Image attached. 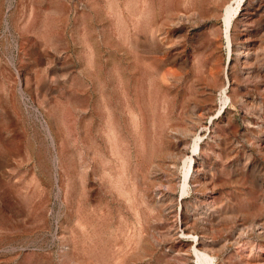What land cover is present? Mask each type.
Here are the masks:
<instances>
[{
  "label": "rangeland",
  "instance_id": "374dc122",
  "mask_svg": "<svg viewBox=\"0 0 264 264\" xmlns=\"http://www.w3.org/2000/svg\"><path fill=\"white\" fill-rule=\"evenodd\" d=\"M263 45L264 0H0V264L263 263Z\"/></svg>",
  "mask_w": 264,
  "mask_h": 264
},
{
  "label": "bare ground",
  "instance_id": "6f19581e",
  "mask_svg": "<svg viewBox=\"0 0 264 264\" xmlns=\"http://www.w3.org/2000/svg\"><path fill=\"white\" fill-rule=\"evenodd\" d=\"M262 10H263V9H262ZM260 12H261V11H260ZM258 13H259V12H258ZM260 14H261V13H260ZM249 17H250V16H249ZM252 17H253V16H252ZM262 17H263V16H262ZM256 18H257V17H256ZM249 20H250V19H249ZM241 22H242V21H241ZM251 22H252V21H251ZM243 23H244V22H243ZM246 23H247V22H246ZM250 24H251V23H250ZM258 29H259V28H258ZM250 30H251V29H250ZM255 33H256V32H255ZM243 34H244V33H243ZM255 36H257V34H256ZM238 39H239V38H238ZM240 40H241V39H240ZM262 41H263V40H262ZM252 42H253V41H252ZM254 42H255V41H254ZM256 44H257V43H256ZM263 46H264V45H263ZM244 48H245V47H244ZM248 48H249V47H248ZM254 48H255V47H254ZM249 49H250V48H249ZM251 49H252V48H251ZM262 50H263V49H262ZM262 52H263V51H262ZM248 56H249V55H248ZM255 56H256V54H255ZM257 57H258V56H257ZM254 58H255V57H254ZM256 59H257V58H256ZM242 60H244V59H242ZM254 60H255V59H254ZM246 61H247V60L245 59V61H244L243 63H245ZM257 61H258V60H257ZM247 62L249 63V61H247ZM250 62H251V61H250ZM241 65H242V64H241ZM238 67H239V66H238ZM255 68H256V67H255ZM238 69H239V68H238ZM250 69H251V68H250ZM253 69H254V68H253ZM235 71H237V70H235ZM245 72H246V71H245ZM249 74H250V73H249ZM254 74H255V73H254ZM254 74H253V75H254ZM256 75H257V73H256ZM262 76H263V74H262ZM248 77H249V76H248ZM250 77H251V76H250ZM235 78H236V77H235ZM244 78H245V77H244ZM247 79H248V78H247ZM252 79H255V78H252ZM242 80H243V79H242ZM246 81H247V80H246ZM249 82H250V81H249ZM238 89H239V88H238ZM243 92H244V91H243ZM231 93H232V92H231ZM241 95H242V94H241ZM235 97H236V96H235ZM242 100H243V99H242ZM247 100H248V99H247ZM249 102H250V101H249ZM241 103H243V102L241 101ZM241 103H240V104H241ZM254 103H255V102H254ZM254 103H252V104H254ZM261 103H262V102H261ZM237 104H238V103H237ZM250 104H251V103H250ZM250 104H249V105H250ZM252 104H251V105H252ZM255 104H256V103H255ZM243 105H244V104H243ZM251 105H250V106H251ZM240 106H241V105H240ZM253 106H254V105H253ZM260 106H261V105H260ZM246 107H247V105H246ZM242 108H243V107H242ZM262 108H263V107H262ZM243 109H244V108H243ZM250 109H251V108H250ZM244 110H246V109H244ZM252 110H253V108H252ZM255 110H256V109H255ZM258 110H261V109L258 108ZM253 113H254V112H253ZM259 114H260V113H259ZM254 116H255V115H254ZM256 116H257V115H256ZM260 117H261V116H260ZM227 119H228V118H227ZM244 119H245V118H244ZM258 119H259V118H258ZM246 120H247V119H246ZM228 122H229V121H228ZM230 122H231V121H230ZM247 122H249V121H247ZM247 122H246V123H247ZM227 124H228V123H227ZM256 124H257V123H256ZM256 124H255V125H256ZM260 124H262V123H260ZM196 125H197V124H196ZM253 125H254V124H253ZM227 127H228V126H227ZM258 128H259V127H258ZM226 129H227V128H226ZM248 129H249V128H248ZM260 129H261V128H260ZM231 130H232V129H231ZM246 130H247V129H246ZM262 130H263V129H262ZM230 132H231V131H230ZM214 133H215V132H214ZM260 133H261V132H260ZM229 135H230V133H229ZM234 136H235V135H234ZM260 138H261V137H260ZM230 139H231V138H230ZM232 139H233V138H232ZM257 139H258V138H257ZM234 141H235V140H234ZM259 141H260V140H259ZM259 143H260V142H259ZM259 143H258L257 145H259ZM263 144H264V143H263ZM238 145H239V144H238ZM229 147H230V146H229ZM232 147H233V146H232ZM227 149H228V148H227ZM261 149H263V148H261ZM203 163H204V162H203ZM247 163H248V162H247ZM200 165H201V164H200ZM198 166H199V165H198ZM244 166H245V165H244ZM197 171H198V170H197ZM203 171H204V169H203ZM254 171H255V170H254ZM205 174H206V173H205ZM248 174H249V173H248ZM200 176H201V175H200ZM200 179H201V178H200ZM254 180H255V179H254ZM203 182H204V181H203ZM200 183L202 184V182H200ZM204 184H205V183H204ZM214 186H215V185H214ZM205 188H206V186H205ZM170 195H171V194H170ZM172 196H173V195H172ZM194 196H195V195H194ZM160 197H161V196H160ZM206 197H207V196H206ZM190 198H191V197H190ZM202 198H204V197H202ZM202 198H201V199H202ZM208 198H209V197H208ZM203 200H204V199H203ZM190 202H191V201H190ZM203 202H204V201H203ZM207 202H208V201H207ZM212 202H213V201H212ZM214 202H215V200H214ZM163 203H164V201H163ZM165 203H166V202H165ZM165 203H164V204H165ZM174 203H175V202H174ZM216 203H217V202H216ZM161 204H162V203H160V205H161ZM192 204H194V203L192 202ZM201 204H202V203H201ZM212 204H213V203H212ZM162 205H163V204H162ZM198 205H199V204H198ZM210 205H211V204H210ZM210 205H208V206H210ZM217 205H219V204H217ZM217 205H216V206H217ZM220 205H221V204H220ZM188 206H189V205H188ZM212 206H213V205H212ZM216 206L214 205V207H216ZM223 206H224V205H223ZM223 206H222V207H223ZM195 207H196V205H195ZM204 207H205V206H204ZM166 208H167V206H166ZM186 208H187V207H186ZM188 208H189V207H188ZM211 208H212V207H211ZM162 209H163V208H162ZM164 209H165V208H164ZM170 209H171V208H170ZM191 209H192V208H191ZM206 209H207V208H206ZM219 209H221V208H219ZM173 210H174V209H173ZM214 210H215V209H214ZM221 210H222V209H221ZM210 211H211V210H210ZM226 211H227V210H226ZM226 211H225V212H226ZM233 211H234V210H233ZM207 212H208V211H207ZM207 212H206V213H207ZM219 212H220V210H219ZM223 212H224V211H223ZM228 212H229V211H228ZM164 213H165V212H164ZM209 213H210V212H209ZM165 214H166V213H165ZM167 214H168V212H167ZM174 214H176V213H174ZM203 214H204V213H203ZM233 214H234V213H233ZM171 215H173V214H171ZM183 215H184V213H183ZM206 215H207V214H206ZM222 215H223V214H222ZM235 215H236V214H235ZM187 216H188V215H187ZM189 216H190V215H189ZM203 216H205V215H203ZM203 216H202V217H203ZM232 216H233V215H232ZM194 217H195V216H194ZM194 217H193V218H194ZM196 217H197V216H196ZM202 217H201V218H202ZM234 217H235V216H234ZM171 218H172V217H171ZM198 218H200V217H198ZM198 218H197V219H198ZM204 218H205V217H204ZM206 218H207V217H206ZM214 218H215V217H214ZM219 218H221V217H219ZM229 218H230V217H229ZM247 218H248V217H247ZM208 219H209V218H208ZM231 219H232V218H231ZM234 219H236V218H234ZM248 219H249V218H248ZM248 219H247V220H248ZM199 220H200V219H199ZM201 220H202V219H201ZM214 220H216V219H214ZM252 220H253V219H252ZM263 220H264V219H263ZM186 221H187V220H186ZM186 221H185L184 219L181 218V220L178 222V225L181 226V228H186V224H187ZM204 221H205V219H204ZM206 221H207V220H206ZM212 221H213V220H212ZM231 221L233 222V220H231ZM234 221H235V220H234ZM236 221H237V220H236ZM253 221H255V220H253ZM192 222H193V221H192ZM215 222H216V221H215ZM171 223H172V222H171ZM209 223L211 224V222H209ZM248 223H249V222H248ZM256 223H257V222H256ZM210 224H209V225H210ZM190 225H191V224H190ZM200 225H202V224H200ZM173 226H174V225H173ZM175 226H176V225H175ZM188 226H189V225H188ZM203 226H204V225H203ZM258 226H259V225H258ZM262 226H263V225H262ZM219 227H220V226H219ZM242 227H243V229H244V226H242ZM254 227H255V225H254ZM260 227H261V226H260ZM263 227H264V226H263ZM190 228H191V227H190ZM207 228H208V227H207ZM226 228H227V227H226ZM245 228H246V227H245ZM258 228H259V227H258ZM209 229H210V228H209ZM253 229H254V228H253ZM263 229H264V228H263ZM176 230H177V229H176ZM261 230H262V229H261ZM261 230H258V231H261ZM170 231H171V230H170ZM186 231H187V230H186ZM241 231H242V229H241ZM241 231H240V232H241ZM243 231H244V230H243ZM245 231H246V230H245ZM189 232H190V231H189ZM179 233H180V232H179ZM190 233H191V232H190ZM233 233H234V232H233ZM229 235H230V234H229ZM234 235H235V234H234ZM237 235H238V234H237ZM243 235H244V234H243ZM256 236H257V235H256ZM231 237H232V236H231ZM238 237H239V236H238ZM243 238H244V237H243ZM252 238H253V237H252ZM236 239H237V238H236ZM236 239H235V240H236ZM246 239H247V238H246ZM262 239H263V238H262ZM262 239H261V240H262ZM203 240H204V239H203ZM230 240H231V239H230ZM237 240H238V239H237ZM244 240H245V239H244ZM231 241H232V240H231ZM218 242H219V241H218ZM229 242H230V241H229ZM259 242H260V241H259ZM261 242H262V241H261ZM225 243H226V242H225ZM227 243H228V242H227ZM202 244H203V245L201 246V249L204 250L203 253H205V252H206L205 254L209 253V254L211 255V257H212V260H213V259H214V256H215V255H213V253H214V251H215V250H214L215 247H213V245L206 244V243H202ZM238 244H240V243H238ZM238 244H237V245H238ZM246 244H247V243H246ZM251 244H252V243H251ZM255 244H256V243H255ZM230 245H231V244H230ZM241 245H242V242H241ZM249 245H250V244H249ZM253 245H254V244H253ZM253 245H252V246H253ZM235 246H236V245H235ZM245 246H246V245H245ZM224 247H225V246H224ZM231 247H232V246H231ZM216 248H217V247H216ZM253 248H254V247H253ZM223 249H225V248H223ZM254 249H255V248H254ZM250 250H251V249H250ZM259 250H260V249H259ZM217 251H218V250H217ZM234 255H235V254H234ZM256 256H257V255H256ZM254 257H255V256H254ZM257 257H258V256H257ZM227 258H228V257H227ZM232 258H233V257H232ZM227 260H228V259H227ZM231 260H232V259H231ZM241 260H242V259H241ZM232 261H233V260H232ZM243 261H244V260H243ZM229 262H230V261H229ZM254 262H256V261H254ZM231 263H232V262H231ZM239 264H241V263H239ZM260 264H264V262H263V263L261 262Z\"/></svg>",
  "mask_w": 264,
  "mask_h": 264
}]
</instances>
